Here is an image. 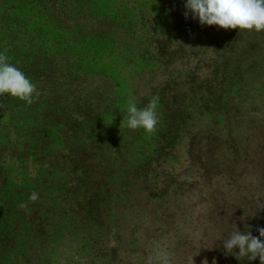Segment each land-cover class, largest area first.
I'll use <instances>...</instances> for the list:
<instances>
[{"label": "rangeland", "instance_id": "obj_1", "mask_svg": "<svg viewBox=\"0 0 264 264\" xmlns=\"http://www.w3.org/2000/svg\"><path fill=\"white\" fill-rule=\"evenodd\" d=\"M94 1L102 24L74 0H0L14 15H0V53L36 86L31 104L0 95V200L37 193L34 211L64 234L27 261L211 264L221 222L251 218L245 194L259 196L264 31L202 26L183 0ZM153 96L155 130L127 128L129 100ZM95 139L115 146L101 169L85 152ZM91 208L103 224L81 246ZM21 250L9 264H26Z\"/></svg>", "mask_w": 264, "mask_h": 264}, {"label": "trees", "instance_id": "obj_2", "mask_svg": "<svg viewBox=\"0 0 264 264\" xmlns=\"http://www.w3.org/2000/svg\"><path fill=\"white\" fill-rule=\"evenodd\" d=\"M98 7V4L94 0H87L86 3L85 1L74 0L73 8L75 10L76 16H85L88 18H92L93 20L97 18V24H102V22L100 21V16L105 15H101ZM0 15L5 16L6 18L10 17V15L14 16L9 3L0 4ZM109 25L115 26L116 23L114 20H112L109 21ZM251 97L252 99L258 97V105L253 107L255 108L253 112L261 113L262 119L260 123L264 124V93L261 96H257V94H254L251 95ZM94 134L95 132H88L87 137L91 138ZM114 147L115 146L113 141L102 142L95 139L93 143H88L85 148V152L88 154V158L91 160L89 163L90 167H92L94 163H97L98 168L99 165L112 161V159H114ZM257 166L258 176L261 179V182L260 184L255 185L254 189L258 191L259 196L252 197L251 195H249V197L248 193L245 194L247 197H245L244 200L245 203L248 204V210L252 216L251 218L246 219L242 222L239 221L236 216L237 214H235L234 217L231 220H228L226 224L221 222V224H223V228H226V230L221 233L220 243L218 244L217 242L214 245V248H217V251L214 254L213 259L218 260V264H260L258 258L251 262H249L247 258H244L242 260H239L238 262L232 255L225 254L222 245L223 241L231 236V234L235 230V227L241 232H244V230H250L251 234L254 237L258 236V229L264 228V140L262 144V159L259 161ZM101 168L102 165L98 169ZM5 181L6 178L1 173L0 169V186H2ZM39 181L42 182V179L40 178ZM236 181V177L232 178L230 179L229 184L233 185L234 183H236ZM94 184L98 183L95 182ZM244 186L247 187L248 190V188L252 186V183H245ZM98 190L102 191L103 189L98 188ZM16 200L17 199H10L8 201L0 200V264H9L12 260L11 256L16 259V251L19 248H22L20 263L23 262L29 264L26 256L27 252H39L40 250H37V248H40L45 244H50L54 239H56V237L63 233L61 225L50 223L47 221V219H41L40 214L41 212H45V210L40 209L39 211L35 212V201H25L24 203L20 202L17 206L14 205L18 204L15 203ZM236 209H239V207ZM55 212L56 211H52L49 213V215H54ZM82 220V225L88 231L80 242L81 246L84 241L86 242V240H90L92 238L91 233H93V229H95L96 227L100 228L103 224L102 217L97 214L93 208L89 209V211H86ZM28 225L31 226L30 228L31 230H33L35 238L31 241H28L25 238L26 241L22 242V238L25 235V230L29 228Z\"/></svg>", "mask_w": 264, "mask_h": 264}, {"label": "clouds", "instance_id": "obj_3", "mask_svg": "<svg viewBox=\"0 0 264 264\" xmlns=\"http://www.w3.org/2000/svg\"><path fill=\"white\" fill-rule=\"evenodd\" d=\"M183 3L185 18L190 15L202 26L264 31V0H183ZM35 92V84L0 53V95L7 94L31 104ZM158 103L159 98L153 96L145 107L138 108L130 99L122 122L129 129L154 131L158 123ZM37 198L38 194L33 192L30 199L35 201ZM257 231L258 236L254 237L250 230L241 232L235 227L222 243L225 254L232 255L238 262L244 258L249 262L258 258L260 264H264V228ZM201 264H208L207 259ZM212 264H216L215 259Z\"/></svg>", "mask_w": 264, "mask_h": 264}]
</instances>
